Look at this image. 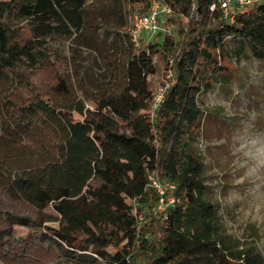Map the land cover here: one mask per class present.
Returning <instances> with one entry per match:
<instances>
[{
  "label": "trees",
  "instance_id": "16d2710c",
  "mask_svg": "<svg viewBox=\"0 0 264 264\" xmlns=\"http://www.w3.org/2000/svg\"><path fill=\"white\" fill-rule=\"evenodd\" d=\"M151 1L129 3L143 15ZM164 1L172 15L186 19L176 33L136 46L126 31L121 46L116 44L122 59L102 84L94 89L57 84V91L72 96L69 104L36 91L22 104L0 98V188L57 215L56 223L48 224L52 219L38 222L8 212L7 222L43 227L61 256L88 264L97 259L102 264H264V254L225 233L217 206L204 198L203 162L191 145L204 116L196 96L227 72L225 39L235 37L264 58V0L239 8L233 20L217 4L210 8L215 0ZM83 4L0 0V77L24 58L51 65L45 38L79 31ZM172 15L167 27L177 25ZM15 17L28 24L11 36L5 21ZM156 53L172 61L174 80L151 111L149 76ZM19 135L42 137L49 148L24 158L11 139ZM148 174L175 183L174 204L164 211H154L158 194ZM186 189L193 192L188 199Z\"/></svg>",
  "mask_w": 264,
  "mask_h": 264
},
{
  "label": "rangeland",
  "instance_id": "374dc122",
  "mask_svg": "<svg viewBox=\"0 0 264 264\" xmlns=\"http://www.w3.org/2000/svg\"><path fill=\"white\" fill-rule=\"evenodd\" d=\"M258 2L252 0L249 8ZM135 13L129 0H84L83 26L79 31L70 36L55 34L45 38L43 46L51 65L26 58L19 61L0 77V98L9 96L13 102L22 104L28 93L36 91L67 105L72 96L55 89L61 80L73 88L80 84L94 89L102 84L122 59L116 44L130 30ZM171 15L163 16L159 33L150 38L143 36L140 44L160 41L166 32L176 33L178 25H183L186 19L173 14L177 25L167 27V17ZM27 24L28 19L21 17L5 21L11 36L21 33L19 29L23 31ZM225 44L230 54L223 61L227 72L219 75L210 91L196 96L204 116L191 145L203 162L204 198L217 206V218L225 233L240 245L264 254V167L257 166L258 150L264 148V58H256L235 37H227ZM167 62L159 53L152 56L155 67L149 76L152 92L165 83ZM0 137L4 138L1 127ZM11 139L28 159L49 148L42 137L19 135ZM192 195L186 189L183 196L188 199ZM8 212L38 222L52 219L47 220L48 224H55L53 219L57 216L50 208L38 209L0 188V229L4 230L0 234V264H88L61 256L43 233V227L9 225ZM91 264L102 262L97 259Z\"/></svg>",
  "mask_w": 264,
  "mask_h": 264
},
{
  "label": "built area",
  "instance_id": "2783aa9c",
  "mask_svg": "<svg viewBox=\"0 0 264 264\" xmlns=\"http://www.w3.org/2000/svg\"><path fill=\"white\" fill-rule=\"evenodd\" d=\"M252 0H215V3L210 6L211 9L215 4L222 10L225 17L233 20L236 11L246 5H250ZM172 13V6L164 0H152L149 4L148 11L143 15L134 14L131 18L130 35L133 43L140 46V39L145 36L150 38L159 33L163 16ZM149 41H146L148 43ZM166 70V79L162 87L155 92H152V99L150 103L151 111L155 110L164 98L165 89L173 83L174 75L172 69V61L168 60ZM149 185L157 192L158 202L154 211H164L167 207L172 206L175 201L173 194L175 190V183L160 179L153 174H148Z\"/></svg>",
  "mask_w": 264,
  "mask_h": 264
},
{
  "label": "clouds",
  "instance_id": "9594fccd",
  "mask_svg": "<svg viewBox=\"0 0 264 264\" xmlns=\"http://www.w3.org/2000/svg\"><path fill=\"white\" fill-rule=\"evenodd\" d=\"M257 166L264 167V148H261L260 150H258Z\"/></svg>",
  "mask_w": 264,
  "mask_h": 264
}]
</instances>
